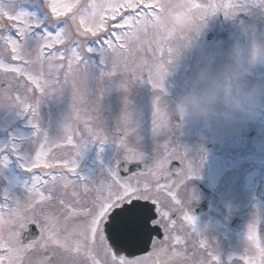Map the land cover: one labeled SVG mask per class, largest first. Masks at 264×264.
Returning <instances> with one entry per match:
<instances>
[{"label":"snow or ice","instance_id":"snow-or-ice-1","mask_svg":"<svg viewBox=\"0 0 264 264\" xmlns=\"http://www.w3.org/2000/svg\"><path fill=\"white\" fill-rule=\"evenodd\" d=\"M239 7L238 0L210 2L194 13L187 8L173 15V9L185 8L183 2L0 0V108L30 113L36 137L33 157L20 165L32 174L26 198L0 205V264H220L205 239L193 240L199 233L186 185L198 173L185 153L165 141L146 164L125 110L117 125L119 158L111 169L98 180L80 176L77 157L86 138L99 145L111 139L99 101L87 107L90 80L117 82L125 92L133 83H146L163 93L156 53L162 59L167 48L171 54L168 43L184 38L181 28L195 27L221 8L226 16L235 14ZM148 52L151 62L141 55ZM92 56L100 64L95 76L87 63ZM67 85L71 117L62 138L50 140L37 122L38 108ZM165 130L156 97L153 136ZM8 147L15 153V145ZM244 240L243 253L234 259L264 264V216H254Z\"/></svg>","mask_w":264,"mask_h":264},{"label":"rangeland","instance_id":"rangeland-1","mask_svg":"<svg viewBox=\"0 0 264 264\" xmlns=\"http://www.w3.org/2000/svg\"><path fill=\"white\" fill-rule=\"evenodd\" d=\"M180 2L182 0H173V3ZM210 2L218 3L215 0H183L185 8L173 9V15H177L187 8H192L194 13L207 7ZM229 2H233V0H219V3ZM238 3L244 11H236L235 17H230L231 12L226 16L223 8L215 14L218 18L221 12L223 19L228 22L229 27L222 29L226 49L232 48L237 43L236 33L240 30L248 32L250 43L253 29L257 38L264 37V28L251 24L253 20L264 19L260 16L259 9L253 8L249 0H238ZM193 4L198 7H192ZM213 16L210 15L203 21H197L195 27L181 28L179 31L183 37H186V42H189L197 27L204 25L200 34L191 43L198 44L197 42L202 41L204 34L209 30V19ZM242 18L244 21L250 22L249 27L237 28L234 24L229 23L231 20L237 21ZM179 31L176 33L177 36L180 35ZM173 40L175 37L169 41V48L175 47L179 39H176L175 43H172ZM242 49L246 53L248 47ZM141 55L149 62L154 59L152 52ZM168 55L167 48H165L163 58H159L160 53L157 52L158 58L154 62L163 66L168 65L170 64ZM87 63L93 75H98L100 71L98 57H90ZM258 75H264V69L258 70ZM185 78L186 76L176 74L169 76L163 81V93H155L146 83H133L125 92L118 87L117 82L104 81L101 85L95 79L90 80L87 91V107L94 109L99 101V114L104 123L103 127L111 139L109 142L99 145L86 138L81 153L77 157V171L80 176L98 180L106 170L115 165L119 158L116 143L119 133L116 130L106 129L105 124L109 123L110 118L106 117L105 107L116 94L126 95L130 90L131 93L135 89V92H139L137 94L139 95L138 103L130 105L128 113L131 126L135 128V134L139 138V147L147 157L146 161L151 163L156 146L168 141L170 146L186 154L187 159L198 173L196 178L188 181L186 185L193 196L191 203L200 198L196 183L205 185L213 193V201L208 213L203 217L195 218V228L199 237H193V240L198 243L200 238L205 239L216 255L221 253L225 257L221 258L220 255L219 261L229 259L232 254L238 257L244 250V235L248 225L257 213L264 216V119L246 127L225 126L222 122L217 121H202L198 124L184 125L175 130H170L166 122L165 132L154 137L152 120L155 98L159 97V105L164 113L161 97L165 94L174 96L183 86ZM2 87H6V85ZM71 105L70 85L65 86L59 92H54L51 97H46L40 102L36 119L41 131L46 133L50 140L62 138L64 125L71 117ZM164 116L166 120L165 113ZM32 119L30 113L22 115L19 108H0V149H3L0 151V160H7L6 166L0 165V205L23 201L27 196L26 189L30 186L32 174L26 172L20 165L27 166L28 161L34 155L36 137L34 129L30 126ZM80 129L83 132V125H80ZM251 134L254 136L252 137ZM134 140L135 138L131 137L130 142H134ZM10 144L15 145V153L9 149ZM209 144L214 147L212 151L207 148ZM36 171L39 173L40 170ZM233 183H238L240 186L235 192V198L230 200V194L227 193L224 186L228 184L233 187ZM237 217L243 220L244 226L238 233H232L230 225ZM191 251L190 244L189 252ZM205 258L207 259V257ZM234 263L242 264V261L234 259Z\"/></svg>","mask_w":264,"mask_h":264},{"label":"clouds","instance_id":"clouds-1","mask_svg":"<svg viewBox=\"0 0 264 264\" xmlns=\"http://www.w3.org/2000/svg\"><path fill=\"white\" fill-rule=\"evenodd\" d=\"M249 2L264 17V0ZM240 11L244 9L239 7L237 12ZM203 27L194 30L187 44L177 47L172 62L159 73L164 81L177 73L186 60L192 61L181 89L174 96L161 97L169 129L202 121L246 127L264 119V75H258V70L264 69V37L257 38L253 29L246 53L239 42L230 49L191 43Z\"/></svg>","mask_w":264,"mask_h":264},{"label":"flooded vegetation","instance_id":"flooded-vegetation-1","mask_svg":"<svg viewBox=\"0 0 264 264\" xmlns=\"http://www.w3.org/2000/svg\"><path fill=\"white\" fill-rule=\"evenodd\" d=\"M215 1H217L219 3V0H215ZM182 2H183V0H182ZM183 11H185V9H183ZM244 19H246V18H244ZM209 22H210L209 23V30H207V32L204 34L202 41H199L197 43H201V42L210 43L215 48L226 49V46L224 45V38L222 35V29H223V27L228 28L229 26L227 25L228 22L223 19V14L220 12L218 15V18H217V15H214L213 17H211L209 19ZM229 23L234 24L237 28H241L242 26L249 27L250 22L249 21L247 22L246 20L244 21L242 18V19L237 20V21L231 20V21H229ZM251 24H252V26H255V27L264 28V19L253 20V21H251ZM236 35H237L236 41L240 43L242 48H247L250 45V40L248 38V32L247 31L240 30V32L236 33ZM209 38H212L211 42L208 41ZM175 41H176V39L173 40L172 43H175ZM186 41H187L186 37H184L183 39H179V40H177L176 46L171 48L172 52L167 57V58H169L168 60L170 61V63L172 62V58L175 55L177 47L181 44H187ZM189 63L191 64L192 61L186 60L183 63L182 68L175 74L180 75V76H187L190 73V69H191V65ZM251 136L253 137L254 134H251ZM207 148L210 151H212L214 149V147L211 144H209L207 146ZM196 184H197V187L199 189V197L200 198H197L196 202L191 203V207L189 206V211L193 217L199 218V217L205 216L208 213L209 207L211 206L212 201H213V193H212L211 202H209L207 204V209H208L207 213L204 215L197 214L196 212L193 211V205L194 204H202L204 202H207L208 199L206 197L205 192H203V190L201 189V186H204L206 189H207V187L201 183H196ZM233 184H234L233 187H230L228 184L224 186L225 189L227 190V193L230 194V197H229L230 200H233L235 198V192L238 191V187L240 186V185H238V183H233ZM238 223L240 225V230L243 228V226H244L243 220L237 217L232 221V224L230 225L231 230H233L232 233H238V232H235V227H234ZM217 255H218V257L221 255V258H225L221 253H219ZM235 257H236V255L232 254V255H230L229 259H226V260L221 259L220 264H229L230 258H232L231 264H236V263H234Z\"/></svg>","mask_w":264,"mask_h":264},{"label":"trees","instance_id":"trees-1","mask_svg":"<svg viewBox=\"0 0 264 264\" xmlns=\"http://www.w3.org/2000/svg\"><path fill=\"white\" fill-rule=\"evenodd\" d=\"M130 91L126 95L123 93L116 94V96H113V98L110 99V101H108L109 103L105 107L106 112H107L106 117L110 118V120L108 121L109 123H107L109 125L107 126V124H105V127L107 130H110V131L116 130L117 131V125L120 122L121 114H124L125 110H127V112H128L130 105H132V104L135 105L138 103L139 95H137V94L139 92L138 91L135 92V89L131 93H130ZM130 140H131V137H130Z\"/></svg>","mask_w":264,"mask_h":264},{"label":"water","instance_id":"water-1","mask_svg":"<svg viewBox=\"0 0 264 264\" xmlns=\"http://www.w3.org/2000/svg\"><path fill=\"white\" fill-rule=\"evenodd\" d=\"M208 41L211 42L212 41V38H209ZM173 166L174 167H179V165L176 164V163H174ZM206 195L208 197V201L207 202H204V203H202L200 205H196V204L193 205V211H195L197 214H205L207 212V204H208V202L211 201V193L208 192V191H206ZM234 227H235L236 230H239L240 229L239 223L236 224Z\"/></svg>","mask_w":264,"mask_h":264}]
</instances>
